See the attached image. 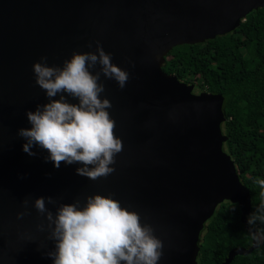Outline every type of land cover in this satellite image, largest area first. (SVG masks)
<instances>
[{
  "label": "water",
  "instance_id": "water-1",
  "mask_svg": "<svg viewBox=\"0 0 264 264\" xmlns=\"http://www.w3.org/2000/svg\"><path fill=\"white\" fill-rule=\"evenodd\" d=\"M259 7L264 0H0V264H51L43 253L52 242L35 229L36 196L71 202L111 192L131 203L164 242L158 264H198L201 231L224 201L238 204L247 228L250 192L223 150L224 97L194 92L195 83L163 66L176 45L233 31ZM95 40L130 76L121 89L101 74L122 151L116 170L93 180L77 174V164L45 162L46 150L28 155L16 131L29 126L24 110L46 100L32 62L46 55L60 64L72 50L95 51L87 47ZM22 199L29 214L17 219ZM257 246L232 248L221 264Z\"/></svg>",
  "mask_w": 264,
  "mask_h": 264
},
{
  "label": "clouds",
  "instance_id": "clouds-1",
  "mask_svg": "<svg viewBox=\"0 0 264 264\" xmlns=\"http://www.w3.org/2000/svg\"><path fill=\"white\" fill-rule=\"evenodd\" d=\"M93 43L95 51L72 50L60 64H49L46 55L32 62L34 81L46 100L24 110L29 126L19 127L16 135L28 155L38 154L34 148L46 150L43 159L53 167L61 161L77 164V174L95 180L116 170V155L122 151L101 74L121 89L130 74L111 61L112 53L99 40L87 47ZM257 182L264 188V180ZM21 203L25 207L16 212L17 219L29 214L28 200ZM32 207L41 218L35 229L52 242L43 253L51 264H158L164 255V242L147 214L111 192L84 193L71 202L36 196ZM246 224L256 245L264 243V227L258 226L264 225V199L246 216ZM22 238L31 241L32 234L26 231Z\"/></svg>",
  "mask_w": 264,
  "mask_h": 264
},
{
  "label": "trees",
  "instance_id": "trees-1",
  "mask_svg": "<svg viewBox=\"0 0 264 264\" xmlns=\"http://www.w3.org/2000/svg\"><path fill=\"white\" fill-rule=\"evenodd\" d=\"M163 69L195 83L198 92L205 89L224 97L223 150L250 192L251 212L264 199L257 182L264 180V7L249 12L233 31L176 45ZM240 215L238 204L229 200L216 207L200 234L198 264H221L232 248L250 246L252 237ZM229 264H264V243Z\"/></svg>",
  "mask_w": 264,
  "mask_h": 264
},
{
  "label": "rangeland",
  "instance_id": "rangeland-1",
  "mask_svg": "<svg viewBox=\"0 0 264 264\" xmlns=\"http://www.w3.org/2000/svg\"><path fill=\"white\" fill-rule=\"evenodd\" d=\"M195 82H197V83H200V81H199V80H195Z\"/></svg>",
  "mask_w": 264,
  "mask_h": 264
},
{
  "label": "flooded vegetation",
  "instance_id": "flooded-vegetation-1",
  "mask_svg": "<svg viewBox=\"0 0 264 264\" xmlns=\"http://www.w3.org/2000/svg\"><path fill=\"white\" fill-rule=\"evenodd\" d=\"M194 92L198 93V91H197V90H194Z\"/></svg>",
  "mask_w": 264,
  "mask_h": 264
}]
</instances>
